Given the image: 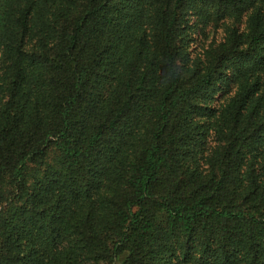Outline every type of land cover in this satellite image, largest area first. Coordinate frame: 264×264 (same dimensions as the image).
<instances>
[{
  "label": "trees",
  "instance_id": "trees-1",
  "mask_svg": "<svg viewBox=\"0 0 264 264\" xmlns=\"http://www.w3.org/2000/svg\"><path fill=\"white\" fill-rule=\"evenodd\" d=\"M0 264H264V0H0Z\"/></svg>",
  "mask_w": 264,
  "mask_h": 264
},
{
  "label": "rangeland",
  "instance_id": "rangeland-1",
  "mask_svg": "<svg viewBox=\"0 0 264 264\" xmlns=\"http://www.w3.org/2000/svg\"><path fill=\"white\" fill-rule=\"evenodd\" d=\"M205 34H203L202 36H199V40L202 43H208L209 41H217L220 39V37L223 34V28L221 26H217V27H212V26H208L205 29ZM200 49H196V51H198Z\"/></svg>",
  "mask_w": 264,
  "mask_h": 264
}]
</instances>
